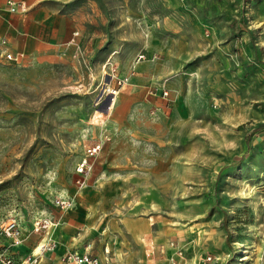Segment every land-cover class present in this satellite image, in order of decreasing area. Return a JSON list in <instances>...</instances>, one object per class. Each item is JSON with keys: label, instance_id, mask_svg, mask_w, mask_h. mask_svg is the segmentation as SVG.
<instances>
[{"label": "rangeland", "instance_id": "1", "mask_svg": "<svg viewBox=\"0 0 264 264\" xmlns=\"http://www.w3.org/2000/svg\"><path fill=\"white\" fill-rule=\"evenodd\" d=\"M97 1V25L66 54L0 60V264H68V250L100 264H264V0ZM158 10L188 34L172 36L188 99L118 83L123 63L148 59ZM189 63L219 87L199 92Z\"/></svg>", "mask_w": 264, "mask_h": 264}, {"label": "crops", "instance_id": "2", "mask_svg": "<svg viewBox=\"0 0 264 264\" xmlns=\"http://www.w3.org/2000/svg\"><path fill=\"white\" fill-rule=\"evenodd\" d=\"M19 2H24L26 9L12 10L10 3ZM98 19L97 0H0V39L7 40V47L10 50L25 52L26 58L29 56L42 59L63 44L65 46L61 51L66 54L70 48L66 46L73 33L78 31L80 35V32L82 34L88 32V27L97 25ZM149 20L152 22L146 25L153 27L154 31L153 36L145 44L148 59L135 61L133 71L129 70V61H126L121 66V75L128 76L130 85L134 86L131 91L135 95L144 94L147 87L149 89L146 93H150L153 89L151 87L156 85L161 89L159 93L163 99H168L161 95L164 89H168L169 94L174 98L179 97L180 94L186 96V99L195 96V91L192 92L191 87H186V76L182 88L180 82L184 75L172 74L180 64V56L183 58L186 56L185 46L182 42L180 45L176 44L172 37L178 35L176 39L179 40L187 36L188 34L183 31L184 26L161 10L149 15ZM191 23L195 21L191 20ZM78 38L79 36L76 37ZM159 51L163 54L157 56ZM188 65L189 70L197 75L193 76L192 80L196 79L194 81L199 92L207 94L219 87L217 74L207 80L197 63ZM191 89H194V82Z\"/></svg>", "mask_w": 264, "mask_h": 264}, {"label": "built area", "instance_id": "3", "mask_svg": "<svg viewBox=\"0 0 264 264\" xmlns=\"http://www.w3.org/2000/svg\"><path fill=\"white\" fill-rule=\"evenodd\" d=\"M10 5H11L12 10H22L23 11L26 9V4L24 2L10 3ZM78 35H79V32L75 31L73 33L72 38L67 43L66 47L70 45H76L77 44L76 37ZM7 44L8 42L5 38L0 39V60L1 59L10 60L16 64H22L25 61L27 54L23 51L10 50L7 47ZM142 58H145V54L139 53L137 56V59L140 60ZM112 71H116L115 66L112 67ZM127 79H128L127 77L118 78V83H125ZM168 94L169 92L167 89H164L162 91L163 96H167ZM99 147H100L99 145L94 146L92 149H88V151L89 152L95 151ZM83 161L84 162L81 163L78 168L79 171H82L84 169L85 164L87 162L86 159H84ZM2 230L10 238V240L13 243L17 244L21 241L22 230H21L20 223L17 220V218H11L7 222H4L2 224ZM177 251H180V250H177ZM63 258L68 264H100V260L87 251L68 250L65 252ZM174 260L175 258L172 257L171 261L174 262ZM212 260H213V257L211 255H207L206 258L204 259V263L211 262ZM35 261L36 259L33 258L29 264H34ZM6 264H15V262L12 259L8 258Z\"/></svg>", "mask_w": 264, "mask_h": 264}, {"label": "bare ground", "instance_id": "4", "mask_svg": "<svg viewBox=\"0 0 264 264\" xmlns=\"http://www.w3.org/2000/svg\"><path fill=\"white\" fill-rule=\"evenodd\" d=\"M43 244H41V245H39L38 247H36L35 249H34V253H39V252H41V249H42V246ZM243 251V250H242ZM245 251H247V250H244L243 252H245ZM243 256V255H242ZM243 258L244 257H240L239 258V260L241 259V260H243Z\"/></svg>", "mask_w": 264, "mask_h": 264}, {"label": "trees", "instance_id": "5", "mask_svg": "<svg viewBox=\"0 0 264 264\" xmlns=\"http://www.w3.org/2000/svg\"><path fill=\"white\" fill-rule=\"evenodd\" d=\"M262 107L264 108V101L262 102ZM260 126H264V121L260 124Z\"/></svg>", "mask_w": 264, "mask_h": 264}]
</instances>
